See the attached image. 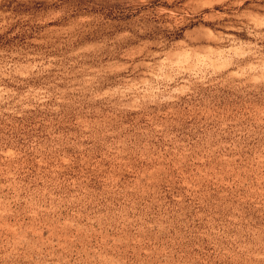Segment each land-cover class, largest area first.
Here are the masks:
<instances>
[{"label":"rangeland","instance_id":"374dc122","mask_svg":"<svg viewBox=\"0 0 264 264\" xmlns=\"http://www.w3.org/2000/svg\"><path fill=\"white\" fill-rule=\"evenodd\" d=\"M0 264H264V0H0Z\"/></svg>","mask_w":264,"mask_h":264}]
</instances>
